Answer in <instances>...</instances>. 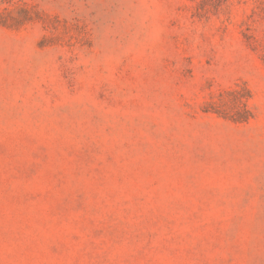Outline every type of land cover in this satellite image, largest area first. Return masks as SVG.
Returning a JSON list of instances; mask_svg holds the SVG:
<instances>
[{
    "label": "rangeland",
    "instance_id": "1",
    "mask_svg": "<svg viewBox=\"0 0 264 264\" xmlns=\"http://www.w3.org/2000/svg\"><path fill=\"white\" fill-rule=\"evenodd\" d=\"M0 0V264H264V2Z\"/></svg>",
    "mask_w": 264,
    "mask_h": 264
},
{
    "label": "trees",
    "instance_id": "2",
    "mask_svg": "<svg viewBox=\"0 0 264 264\" xmlns=\"http://www.w3.org/2000/svg\"><path fill=\"white\" fill-rule=\"evenodd\" d=\"M227 2L228 0H199L195 6L196 13L199 14L202 12V16H206L209 13H217L220 7ZM261 2H264V0Z\"/></svg>",
    "mask_w": 264,
    "mask_h": 264
}]
</instances>
